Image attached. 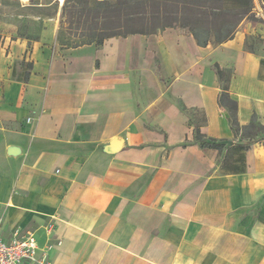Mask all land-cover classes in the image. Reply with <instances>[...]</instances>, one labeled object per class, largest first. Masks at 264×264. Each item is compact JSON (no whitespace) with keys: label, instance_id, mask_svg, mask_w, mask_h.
<instances>
[{"label":"crops","instance_id":"obj_1","mask_svg":"<svg viewBox=\"0 0 264 264\" xmlns=\"http://www.w3.org/2000/svg\"><path fill=\"white\" fill-rule=\"evenodd\" d=\"M43 19L31 44L0 40L5 241L33 233L50 264H264V142L234 174L182 144L181 103L206 114L207 136H235L217 69L233 70L239 123L264 124V58L245 34L200 46L172 27L65 49L59 16Z\"/></svg>","mask_w":264,"mask_h":264},{"label":"trees","instance_id":"obj_2","mask_svg":"<svg viewBox=\"0 0 264 264\" xmlns=\"http://www.w3.org/2000/svg\"><path fill=\"white\" fill-rule=\"evenodd\" d=\"M5 1L28 11L40 10L43 5L39 4L53 0H30L26 6H22L18 0ZM260 1L264 10V0ZM47 15L52 14L38 13L41 27L42 16ZM255 16V0H64L56 42L65 49L86 44L101 48L111 37L158 34L173 27L183 34L193 35L200 46H215L230 41L242 21ZM21 37L27 39L29 44L40 38L31 31L22 33ZM216 71L223 85L218 97L219 104L230 114L235 136L233 139L207 136L201 129L207 120L206 114L181 103L183 111L191 115L190 122L194 127L193 139L185 140L182 144L186 146L195 142L204 150L218 151V165L222 173H245L246 152L254 143L264 142V124H260L256 116L247 125L239 123L238 102L229 93L232 71Z\"/></svg>","mask_w":264,"mask_h":264},{"label":"rangeland","instance_id":"obj_3","mask_svg":"<svg viewBox=\"0 0 264 264\" xmlns=\"http://www.w3.org/2000/svg\"><path fill=\"white\" fill-rule=\"evenodd\" d=\"M18 1L22 6H26L30 2V0ZM55 1H44L45 4H39L43 5L40 10L30 9L27 11L15 3L0 0V40L22 38V33L28 31L40 36L42 27L39 23L41 20L38 13L57 14L60 18L62 5L59 1L56 3ZM255 12V17L245 18L242 21L236 35L238 33L245 34L243 48L264 58V10L260 0H255ZM1 221L0 227L2 226Z\"/></svg>","mask_w":264,"mask_h":264},{"label":"built area","instance_id":"obj_4","mask_svg":"<svg viewBox=\"0 0 264 264\" xmlns=\"http://www.w3.org/2000/svg\"><path fill=\"white\" fill-rule=\"evenodd\" d=\"M50 264L46 254L39 255L36 236L31 232L5 241L0 230V264Z\"/></svg>","mask_w":264,"mask_h":264},{"label":"water","instance_id":"obj_5","mask_svg":"<svg viewBox=\"0 0 264 264\" xmlns=\"http://www.w3.org/2000/svg\"><path fill=\"white\" fill-rule=\"evenodd\" d=\"M121 145H122V143L119 140H113L111 142V146H112L113 151H119V149L122 147ZM11 150L14 153H17L19 151V149H16L15 147H13Z\"/></svg>","mask_w":264,"mask_h":264}]
</instances>
